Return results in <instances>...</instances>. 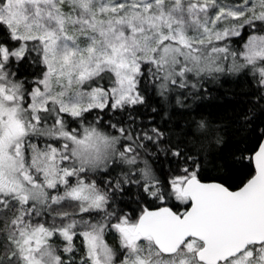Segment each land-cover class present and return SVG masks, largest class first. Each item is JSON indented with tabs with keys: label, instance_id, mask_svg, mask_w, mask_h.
I'll list each match as a JSON object with an SVG mask.
<instances>
[{
	"label": "snow or ice",
	"instance_id": "1",
	"mask_svg": "<svg viewBox=\"0 0 264 264\" xmlns=\"http://www.w3.org/2000/svg\"><path fill=\"white\" fill-rule=\"evenodd\" d=\"M0 264H264V0H0Z\"/></svg>",
	"mask_w": 264,
	"mask_h": 264
}]
</instances>
